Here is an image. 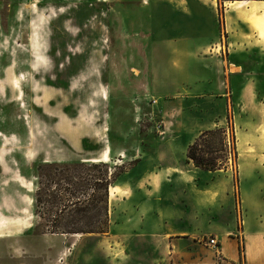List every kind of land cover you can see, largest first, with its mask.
Instances as JSON below:
<instances>
[{
    "label": "rangeland",
    "instance_id": "374dc122",
    "mask_svg": "<svg viewBox=\"0 0 264 264\" xmlns=\"http://www.w3.org/2000/svg\"><path fill=\"white\" fill-rule=\"evenodd\" d=\"M227 1L0 0V220L31 221L0 229V264H116L127 245H141L107 233L109 186L165 132L179 130L193 143V111L183 96L193 97L185 73L193 74L198 3L203 22L220 31V41L202 45L201 54L218 53L223 64L257 79L252 105L231 104L221 125L197 141L198 153L213 159L214 170H228L235 204L239 167L257 168L264 188V19L235 17ZM227 15L228 24L233 17L244 22L234 23L233 35L259 46L228 57ZM22 72L23 106L11 84ZM237 78L230 79L235 87ZM217 128L227 130L224 141ZM104 150H111L107 163L86 161ZM16 170L32 181L31 191L16 181ZM250 182L243 180V188L252 189ZM239 235L230 237L243 264Z\"/></svg>",
    "mask_w": 264,
    "mask_h": 264
},
{
    "label": "crops",
    "instance_id": "0c3cea01",
    "mask_svg": "<svg viewBox=\"0 0 264 264\" xmlns=\"http://www.w3.org/2000/svg\"><path fill=\"white\" fill-rule=\"evenodd\" d=\"M198 8L204 7L200 3L193 5V74L185 73V78H193V97L183 96L191 104L189 112L193 111V141L202 130L220 126L231 104L243 108L252 105L257 87V79L253 81L250 72L238 71L229 62L223 64L220 54H201L202 45L220 41V31L203 22ZM229 16H226V25L231 31L225 27V32L231 45L227 50L228 57H234L236 51H239L237 55L245 54L247 46L256 43L250 40L246 44L238 35H233L232 30L237 33L234 23L244 22L233 17L228 24ZM171 41L182 42L176 37ZM260 50L264 53L261 45ZM234 76L239 80L237 87L230 80ZM191 142L179 130L165 132L153 148L141 149L138 155H133L130 167L109 186L116 190L107 233L141 243L127 245L125 257H120V261L116 258V264H239V246L230 237L233 232L243 236V264H264V188H259L257 183V168L245 165V172L238 168L239 198L235 204L228 170L222 173L219 169L205 170L187 161V147ZM108 155L110 161L111 150ZM120 155L123 157L124 152ZM200 178L204 179L202 183ZM245 179L253 180L252 189L243 188ZM244 207L245 218L242 217ZM204 233L214 235L217 247L201 243L213 249L198 250V237Z\"/></svg>",
    "mask_w": 264,
    "mask_h": 264
},
{
    "label": "bare ground",
    "instance_id": "6f19581e",
    "mask_svg": "<svg viewBox=\"0 0 264 264\" xmlns=\"http://www.w3.org/2000/svg\"><path fill=\"white\" fill-rule=\"evenodd\" d=\"M229 4V8L232 14L234 16L241 17L245 20L252 21L255 18H263L264 19V0H232V1H227ZM230 21V20H229ZM25 80V74L24 72L11 76V84L12 87L17 90L16 93V99L20 100V105L23 106V94L21 91V83L22 81ZM1 134V133H0ZM236 138H237V146L240 145L239 139H242L241 133L236 132ZM4 161V154H3V147L0 146V163ZM86 161H90L93 163H98V162H104L107 163L109 161V155L108 151L104 150L100 156L98 157H93L91 159H88ZM121 161V159H120ZM15 179L20 183L22 187H25L28 191L32 190V181L29 179H26L23 174L20 173V171L16 170L15 171ZM110 196L115 194V188L112 186L110 187ZM30 201L32 202V199L30 198ZM11 223H16L18 226H21L23 228H27L31 225V221L27 217H17L14 220H0V229H3L7 224ZM75 235V234H74Z\"/></svg>",
    "mask_w": 264,
    "mask_h": 264
},
{
    "label": "trees",
    "instance_id": "16d2710c",
    "mask_svg": "<svg viewBox=\"0 0 264 264\" xmlns=\"http://www.w3.org/2000/svg\"><path fill=\"white\" fill-rule=\"evenodd\" d=\"M217 129L219 131H221V133L223 135V141H224V136L227 135V132H226L227 130L225 131L221 128H217ZM212 130H214V129H209V130H205V131L201 132L200 135L195 138L193 143H191L189 145L188 150H187V157L190 160H192L194 165L197 167H200L202 169H206V170H214L216 167H214V165H213V159L212 158H205L203 155H199L198 149H197V146H198L197 141L200 140L201 138H203L204 136H206V134L210 133ZM232 139H233V135H232Z\"/></svg>",
    "mask_w": 264,
    "mask_h": 264
},
{
    "label": "built area",
    "instance_id": "2783aa9c",
    "mask_svg": "<svg viewBox=\"0 0 264 264\" xmlns=\"http://www.w3.org/2000/svg\"><path fill=\"white\" fill-rule=\"evenodd\" d=\"M229 161H231L230 155H229ZM198 241L200 243H204V244L209 245V246L214 247V248L217 247V245H218L217 239L211 235H201L198 237Z\"/></svg>",
    "mask_w": 264,
    "mask_h": 264
}]
</instances>
